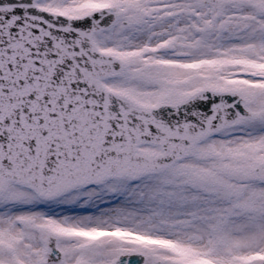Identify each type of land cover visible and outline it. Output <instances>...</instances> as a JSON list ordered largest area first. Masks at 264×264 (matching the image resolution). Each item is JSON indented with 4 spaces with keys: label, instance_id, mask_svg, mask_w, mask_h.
I'll return each mask as SVG.
<instances>
[{
    "label": "snow or ice",
    "instance_id": "snow-or-ice-1",
    "mask_svg": "<svg viewBox=\"0 0 264 264\" xmlns=\"http://www.w3.org/2000/svg\"><path fill=\"white\" fill-rule=\"evenodd\" d=\"M0 264H264V0H0Z\"/></svg>",
    "mask_w": 264,
    "mask_h": 264
}]
</instances>
